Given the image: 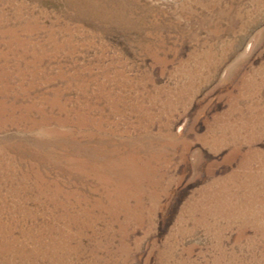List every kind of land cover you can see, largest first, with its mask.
<instances>
[{"label":"rangeland","instance_id":"374dc122","mask_svg":"<svg viewBox=\"0 0 264 264\" xmlns=\"http://www.w3.org/2000/svg\"><path fill=\"white\" fill-rule=\"evenodd\" d=\"M0 264H264V0H0Z\"/></svg>","mask_w":264,"mask_h":264}]
</instances>
